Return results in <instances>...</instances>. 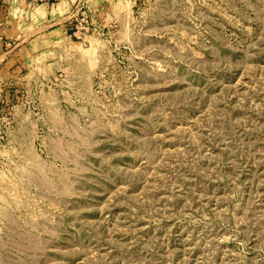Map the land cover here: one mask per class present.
I'll list each match as a JSON object with an SVG mask.
<instances>
[{"label": "rangeland", "instance_id": "rangeland-1", "mask_svg": "<svg viewBox=\"0 0 264 264\" xmlns=\"http://www.w3.org/2000/svg\"><path fill=\"white\" fill-rule=\"evenodd\" d=\"M83 18L0 75V264H264V0Z\"/></svg>", "mask_w": 264, "mask_h": 264}, {"label": "crops", "instance_id": "crops-1", "mask_svg": "<svg viewBox=\"0 0 264 264\" xmlns=\"http://www.w3.org/2000/svg\"><path fill=\"white\" fill-rule=\"evenodd\" d=\"M77 8L78 17L84 15V0H0V75L10 61L17 65L31 52L32 30L61 34Z\"/></svg>", "mask_w": 264, "mask_h": 264}, {"label": "built area", "instance_id": "built-area-1", "mask_svg": "<svg viewBox=\"0 0 264 264\" xmlns=\"http://www.w3.org/2000/svg\"><path fill=\"white\" fill-rule=\"evenodd\" d=\"M79 12V8H77L74 13L71 15L69 22L74 23V27L76 30H78V25L81 24V22L84 20L83 15H81L80 17H78V13ZM74 31V33H76L77 31Z\"/></svg>", "mask_w": 264, "mask_h": 264}]
</instances>
